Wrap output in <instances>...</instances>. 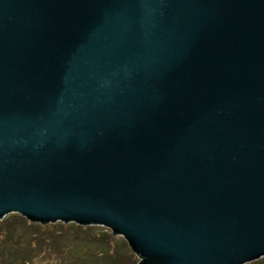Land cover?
<instances>
[{"label": "water", "instance_id": "water-1", "mask_svg": "<svg viewBox=\"0 0 264 264\" xmlns=\"http://www.w3.org/2000/svg\"><path fill=\"white\" fill-rule=\"evenodd\" d=\"M102 224L137 264L264 256V0H0V224Z\"/></svg>", "mask_w": 264, "mask_h": 264}, {"label": "rangeland", "instance_id": "rangeland-1", "mask_svg": "<svg viewBox=\"0 0 264 264\" xmlns=\"http://www.w3.org/2000/svg\"><path fill=\"white\" fill-rule=\"evenodd\" d=\"M43 226L46 227L43 228ZM89 226L93 227L90 228ZM9 227H14L17 230L18 236L15 237V242L31 246H38L39 242L43 244L44 252L41 256L34 259L35 264H54L56 261L64 259L66 256H68L66 255L67 252L74 247L76 248V246H78V244L80 243V241H78V239L81 240L79 235L78 237H76V234L78 233H83L85 235L89 234L91 238H93L94 236L96 238V236L98 237L103 233L113 234V230L110 227L102 224L81 225L76 222H51L44 225L40 222L31 221L20 213L0 224V235L7 234ZM23 232H26L28 237L20 235ZM115 236L117 245V257V250L118 248H121L120 246L123 247V250L125 248V250H130L127 252L124 250V254L121 258L123 262H121L120 264H137L141 258L131 248L128 240L122 235ZM58 237L61 238L63 244L62 246H60V248L56 249L52 244L54 242L53 240ZM0 242L2 241L0 240ZM49 244H51L53 248L49 247ZM92 248V250H94L95 252L99 251V248L94 244L92 245ZM26 264L32 263L27 262ZM243 264H264V256Z\"/></svg>", "mask_w": 264, "mask_h": 264}, {"label": "trees", "instance_id": "trees-1", "mask_svg": "<svg viewBox=\"0 0 264 264\" xmlns=\"http://www.w3.org/2000/svg\"><path fill=\"white\" fill-rule=\"evenodd\" d=\"M45 227L43 226V228ZM20 235L28 237L26 232ZM78 235L81 239H78L80 241L78 246L68 251L66 254L68 256L64 259L58 260L54 264H120L123 262L121 258L126 248L123 250V247L120 246L121 248L117 250L118 257L116 256L117 245L114 232L113 234L103 233L98 237L96 236V238L95 236L91 238L89 234L85 235L83 233L76 234V237ZM17 236V230L14 227H9L7 234L0 235V240L2 241L0 242V264H26L27 262L35 264L34 259L41 256L44 252L43 244L39 242L38 246H31L17 243L15 242V237ZM53 241L52 245L56 249L63 244L60 237L55 238ZM93 244L99 248V253L92 250ZM48 246L53 248L51 244ZM125 251L130 250L127 249Z\"/></svg>", "mask_w": 264, "mask_h": 264}]
</instances>
